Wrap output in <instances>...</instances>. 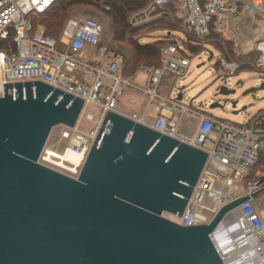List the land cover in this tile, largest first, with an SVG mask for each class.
<instances>
[{
	"label": "water",
	"instance_id": "water-1",
	"mask_svg": "<svg viewBox=\"0 0 264 264\" xmlns=\"http://www.w3.org/2000/svg\"><path fill=\"white\" fill-rule=\"evenodd\" d=\"M232 93L218 86L207 110L234 108ZM82 107L83 99L39 80L3 83L0 264H226L215 233L248 195L208 223L182 226L164 216H181L203 150L107 111L77 177L38 162L52 129L74 127Z\"/></svg>",
	"mask_w": 264,
	"mask_h": 264
},
{
	"label": "built area",
	"instance_id": "built-area-1",
	"mask_svg": "<svg viewBox=\"0 0 264 264\" xmlns=\"http://www.w3.org/2000/svg\"><path fill=\"white\" fill-rule=\"evenodd\" d=\"M55 1L0 0V40L12 37V48L0 49V86L5 82L39 80L83 99L75 126H60L58 132L59 139L66 142L60 153L70 151L78 155V159L58 158L55 153L58 151L46 143L38 162L77 177L105 113L113 111L127 115L207 153L202 173L181 216L166 214V217L182 226L208 223L222 207L248 195L227 211L221 222H230L234 235L255 255L264 254V208L257 211L253 205L256 194L264 189V161L260 160V153H264V112L240 124L210 115L192 106L183 96L179 100L176 94H162L160 85L164 79L174 77L180 81L188 72L192 55L181 54L183 40H173L159 47L158 66L141 64L136 72L143 74L144 82L138 84L135 74L124 75L122 56L99 44L103 27L94 17L77 15L68 19L58 41L46 35L42 27L33 30L31 18L43 14ZM169 2L174 3L176 19L194 36V42L206 46L204 51L212 40L220 44L230 41L237 52V35L229 28V20L242 12L251 18L259 17L264 29V0H151L144 10L133 14L129 22L143 24L148 20V10L161 9ZM90 49L94 52L91 55L94 59L89 58ZM256 50L258 55L252 64L264 70V39L257 42ZM203 52L193 56H201ZM216 62V75L222 81L240 67L227 50ZM77 73L92 76V81L84 76L79 78ZM125 89L145 94L146 106L141 117L128 115L117 108ZM91 103L96 104L99 111L96 116L86 112ZM150 107H154L158 114H147ZM164 109L168 110V115L161 113ZM186 112L198 118L190 136L178 131ZM83 118L94 124L90 130L78 127ZM218 250L220 252L219 247Z\"/></svg>",
	"mask_w": 264,
	"mask_h": 264
},
{
	"label": "rangeland",
	"instance_id": "rangeland-1",
	"mask_svg": "<svg viewBox=\"0 0 264 264\" xmlns=\"http://www.w3.org/2000/svg\"><path fill=\"white\" fill-rule=\"evenodd\" d=\"M70 0H62L59 7H58V11L60 12L62 15V18H64V22H66L68 19L75 17L77 15H84V16H91L94 17L96 20H98L102 27H103V31H104V42H106L108 45L113 46L115 48H117V46L121 45V43L119 41H117L115 38V32L117 33L118 30V26L117 25H113V15L111 14L110 10L109 11H104L102 8L104 7L105 10L108 9V5H105L103 3V1L99 0V1H89V4H73L70 5L69 4ZM146 8V7H145ZM144 10V9H143ZM141 11H133L129 13V20L131 18V16L133 14H137ZM162 15V12L160 10H158V8H152L150 10L147 11L146 13V17L148 18V20L144 21L146 23V26L138 31L136 34L131 35V37L134 39L135 38H140L141 41L145 42L150 40V38H154L157 37V34L159 36V28L161 27H165L162 26L163 24L160 23H156L154 22V20H156L157 18H160ZM40 17V16H39ZM36 27H43V25L41 24V22L37 21L36 23ZM131 24V23H130ZM132 27H136L139 25H130ZM163 32L160 33L162 36L159 37H163L164 38V44L166 42H169L171 40H174L173 35L167 36L166 31L161 30ZM208 50L204 51L203 54L201 56H192L191 57V64L190 67L188 69L189 76L185 79V80H181L182 82H180L179 80L176 81V79L174 77H170V78H166L163 80V82L160 85V92L164 95H171V96H175L177 89L180 88L181 86H187L190 81L193 79L194 76L198 75L199 73H202V76L200 78L203 80H206L205 82L207 84H205L204 86H208L213 79H217L218 77L216 76V70L214 65V60L210 59L208 60L207 58L209 57V53L211 51H213V57L219 59V52L217 50H213L212 48H207ZM89 55H92V50L90 49L88 51ZM89 56V57H90ZM204 59L205 61H202V59ZM213 60V61H212ZM198 64L199 68L196 70V72L193 70V66ZM139 66V65H138ZM136 71V70H135ZM243 71H238L237 73L233 74L230 78H228L226 80V83H224L222 80L217 79V82L215 83V85L217 86H221V85H225V87L228 90H235V93L232 94L234 99H238L239 97H242V95L244 94V91L246 90V85L243 86V89H237L236 84L238 83V81H240L243 77ZM78 76H84L85 79H87L89 82L92 81V76L88 75V74H84L82 75L81 73H77ZM187 75V74H186ZM252 75V74H250ZM139 79H141V75L138 76ZM253 78L255 79L254 82L256 81L257 83H250L248 85L249 87H254L256 88V98L260 99L261 97L264 96V89L263 87H261L262 81H257L256 76H253ZM173 80V81H172ZM196 85V84H195ZM191 89V87L186 88L184 90V95L183 98L192 103V106L195 107H199V105H201V102L203 101L204 97L206 96L205 92L201 94V91L203 89V87H198L195 86ZM214 85V86H215ZM216 87V86H215ZM188 89V90H187ZM136 91V90H135ZM128 93V90L125 89L123 95H121L118 99V104H117V108L121 111V110H128L129 106H132L134 103V100H132V98H130L129 96H125V94ZM192 97H194V100H192ZM242 99V98H240ZM209 102L206 101L203 108L205 109L204 111L215 115L218 118L224 119V120H229V121H233L236 123H240V124H244L248 119H250L252 116L258 114V113H263L264 110H262V108L260 109V106H250L247 107L246 109L240 111L239 113L234 114L233 112H238L241 109L240 104L237 105V107L234 109L231 107L230 104L226 105L224 109H220V108H216L214 110H206L207 106H208ZM262 106H264V100H262ZM140 112H143L145 106H146V99H144L142 102H140ZM201 108V107H199ZM151 110H149L150 112ZM86 112H89L90 114L96 116L99 114V111L96 109V104L91 103L89 104V106L87 107ZM125 112V111H124ZM128 114V113H127ZM198 121V118L196 115L190 113V112H186L183 114L180 125H179V129L178 131L182 134L184 133H188L191 134L192 131H194V128L196 126V123ZM94 126V124H92L91 122L85 120L84 118L80 121V123L78 124V127L82 130H90L92 127ZM61 129L60 126H56L52 129L50 136L48 138L47 141V145L52 147L55 151H58V153H60L62 151V149L65 147L66 142L63 140H60L58 137V132ZM61 154H59L60 156ZM255 200L253 199V205L254 206H259L262 207L264 206V191L259 192L255 197ZM164 216L166 217V214H164ZM231 227V226H230ZM231 233H233V231L231 230ZM237 240V239H236ZM235 247V244H234ZM246 254V253H245ZM231 255V254H230Z\"/></svg>",
	"mask_w": 264,
	"mask_h": 264
},
{
	"label": "trees",
	"instance_id": "trees-1",
	"mask_svg": "<svg viewBox=\"0 0 264 264\" xmlns=\"http://www.w3.org/2000/svg\"><path fill=\"white\" fill-rule=\"evenodd\" d=\"M61 1L62 0H56L49 9H47L43 14L39 15L40 17L33 16L31 18L33 24V30L37 28L35 23L39 21L43 25L46 35L50 36L56 41L59 40L61 30L66 23L64 22V18H62L61 13L57 12L58 11L57 9ZM89 1L90 0H70L69 4L70 5L89 4L90 3ZM91 1L95 2L99 0H91ZM101 1H103V3L105 5H108L109 7L106 10L104 7L102 9L106 12L110 10L111 14L114 16L113 25H117L119 30L117 31V33L115 32L116 35L115 39L119 41L121 45L115 48L104 42L103 29L99 44L104 45L109 49H112L116 54H120L122 56L123 58L122 69L124 75L126 76L132 75L141 64L158 66L160 64L159 47L162 44H164L163 42L164 38L158 37L150 42H143L140 40V38H135V37L133 39L131 35H134L138 31L142 30L146 26V23L140 24L139 26L136 27H132L130 26L131 24L128 18L130 12L142 11L150 3L151 0H101ZM158 10L162 12V15L160 18L154 20V22H156L157 24L158 23L163 24L162 26H165L162 28L161 27L159 28L158 26V29L160 30L167 29L169 31L177 30L180 32L184 31L186 33L187 38L182 42L184 46V51L181 52V54L187 55L186 53L190 52L193 55H199L201 52L204 51L206 46H202L194 42L195 41L194 36L190 32L186 31L182 23L176 19L175 5L173 2H169L163 8ZM11 38L12 37H9L5 40H0L1 50L7 51L9 47H11L12 45ZM172 42L173 40L166 43H172ZM207 45H212L216 49L218 48L220 50V53H225L223 45L220 44L219 42H215L211 40L207 43ZM216 66H218V62H216ZM260 160L264 161L263 152L260 153Z\"/></svg>",
	"mask_w": 264,
	"mask_h": 264
},
{
	"label": "crops",
	"instance_id": "crops-1",
	"mask_svg": "<svg viewBox=\"0 0 264 264\" xmlns=\"http://www.w3.org/2000/svg\"><path fill=\"white\" fill-rule=\"evenodd\" d=\"M263 8H264V2H263ZM229 28L231 30H233V32H235V34L237 35V40H238L237 52H234L233 45L230 41H226L222 45H223V48L228 51V53L232 57V59L236 60L240 64L238 71H243V73H244L242 79L240 81H238V83L236 84L237 89L242 90L243 86L246 85V87H245L246 90L244 91V94L242 95V97H239L238 99L232 98L233 97L232 94L235 93V90H233V93L230 94L228 98L230 100L236 102L234 109L237 107L238 104L242 105L241 109L237 113H239L240 111H242V110H244L250 106H252V107L260 106V109L262 108V110H264V106H262L263 105L262 100H264V96L261 97L260 99H257L255 97L256 96V91H255L256 88H254V87L248 88V85L250 83H257L256 81L254 82L255 79L253 78V76H256L257 81H262L261 87H263V89H264V70H262L261 68L254 67L252 64L255 57L258 55V52L256 50L257 42L259 40L264 39V29L262 27L260 18L259 17L251 18L247 13L242 12V13L230 18ZM157 30L159 31L160 29H157ZM164 30L166 31L167 35L173 34L174 40H178V39L184 40L187 38L186 33L184 31L180 32L177 30L176 31H173V30L169 31L167 29H164ZM160 33H162V35H163V32L161 30L159 31V36H162ZM159 36L157 34V37L150 38V40L145 41V42H150L153 39L158 38ZM226 45H227V47H226ZM207 48H212L213 50H217L219 52V57H220L221 53H220V50L218 48L216 49L212 45L211 46L209 45ZM209 51H210V53H209L210 55H209L208 59L214 60L213 66L215 67V70H216L217 58L213 57V51H211V50H209ZM186 54L188 55L191 53L187 52ZM191 55L193 56V54H191ZM89 58L94 59L93 56H90ZM190 64H191V57H190ZM189 67H190V65H189ZM198 68H199L198 64L193 66V70L195 72ZM135 72L133 73V74H135V81L138 84H142L144 82L143 74H141L139 72H136V73ZM250 74H252V75H250ZM139 75H141V79L138 78ZM188 76H189V73H187V75L182 80H185ZM201 76H202V73H199L198 75L194 76L193 79L190 81V83L186 86V88H189L192 86L191 87V89H192L195 84H196L195 86H198L200 88V87H203L205 84H207L205 82L206 80H203V79L200 80ZM78 77L80 78V76H78ZM217 79H220V78H217ZM217 79H213V81L208 86L203 87L201 94L204 92H205V94L206 93L207 94L204 97L203 101L201 102V105H199V107H201L200 108L201 110H205L203 108L204 105H202V104H205V102L210 99V97L214 93V90L218 87L217 85H215V83L217 82ZM180 82H182V81L180 80ZM223 82L226 83V81H223ZM127 90H128V93L125 94V96H129L130 98H132V100H134V103L132 106H129L128 110H121V111L122 112L125 111L124 113H126V114L128 113V115H134L137 117H141L144 110H143V112H140V107H141L140 102H142L144 99H146L145 94H143L142 92L137 91V90L135 91L134 89H127ZM240 98H242V99H240ZM192 100H194V97H192ZM208 102H210V101H208ZM149 110H151V111L149 112ZM149 110H148L147 114H149L151 116H155L156 114H158V111H156L154 109V107H150ZM161 113L165 114V115L169 114L167 109L162 110ZM210 115H212V114H210ZM213 116H215V115H213ZM192 133H193V131H192ZM192 133L191 134L184 133V134L190 136V135H192ZM254 200H255V198H254ZM255 208L257 209V211H260L264 208V206L259 207L257 205V206H255Z\"/></svg>",
	"mask_w": 264,
	"mask_h": 264
},
{
	"label": "bare ground",
	"instance_id": "bare-ground-1",
	"mask_svg": "<svg viewBox=\"0 0 264 264\" xmlns=\"http://www.w3.org/2000/svg\"><path fill=\"white\" fill-rule=\"evenodd\" d=\"M1 91V86H0ZM56 156L61 159H70L76 161L78 155L67 151L65 154L55 152ZM59 154H61L59 156ZM231 226V227H230ZM233 226L230 222L220 223L217 232L215 233V242L217 243L220 252L224 256L227 264H264V254L255 255L253 251L242 244L241 241L231 233ZM237 239V240H236ZM235 244V247H234ZM246 253V254H245ZM231 254V255H230Z\"/></svg>",
	"mask_w": 264,
	"mask_h": 264
}]
</instances>
